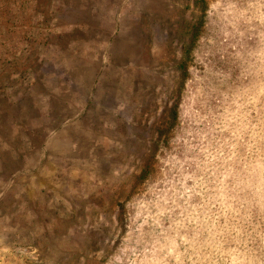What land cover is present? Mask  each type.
Listing matches in <instances>:
<instances>
[{"label":"rangeland","instance_id":"obj_1","mask_svg":"<svg viewBox=\"0 0 264 264\" xmlns=\"http://www.w3.org/2000/svg\"><path fill=\"white\" fill-rule=\"evenodd\" d=\"M0 264H264V0H0Z\"/></svg>","mask_w":264,"mask_h":264}]
</instances>
